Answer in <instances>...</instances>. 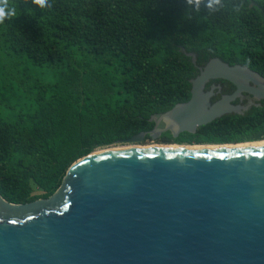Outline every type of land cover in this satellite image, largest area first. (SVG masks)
Here are the masks:
<instances>
[{
    "label": "trees",
    "instance_id": "1",
    "mask_svg": "<svg viewBox=\"0 0 264 264\" xmlns=\"http://www.w3.org/2000/svg\"><path fill=\"white\" fill-rule=\"evenodd\" d=\"M15 2L17 18L0 24V196L12 204L50 197L79 159L152 131L210 60L264 78V0H222L216 11L207 0L199 11L186 0ZM187 137L260 141L264 108Z\"/></svg>",
    "mask_w": 264,
    "mask_h": 264
},
{
    "label": "water",
    "instance_id": "2",
    "mask_svg": "<svg viewBox=\"0 0 264 264\" xmlns=\"http://www.w3.org/2000/svg\"><path fill=\"white\" fill-rule=\"evenodd\" d=\"M198 73L187 103L152 118V141L238 114L230 102L241 93L264 102V81L245 67L212 59ZM212 80L235 95L212 105ZM198 146L212 145L103 149L75 162L46 199L0 196V264H264V148Z\"/></svg>",
    "mask_w": 264,
    "mask_h": 264
},
{
    "label": "flooded vegetation",
    "instance_id": "3",
    "mask_svg": "<svg viewBox=\"0 0 264 264\" xmlns=\"http://www.w3.org/2000/svg\"><path fill=\"white\" fill-rule=\"evenodd\" d=\"M253 73L256 74L260 79H262L264 81V78L261 77L259 74L255 73V72H253ZM193 80H191V81H193ZM191 81H189V83ZM249 86L251 88L258 89L257 86H254L251 83L249 84ZM262 87H264V83H263V86ZM204 92H205V94H211L210 103L212 105H214V104L220 102L224 98H229V97H232L233 95H235V93H236V87L234 85H232L231 83L227 82V81H223V80H212V81H209L207 83ZM189 99H190V97H189ZM230 106L232 108H238L239 109V113L238 114H229V115H225V116H240V117H243L246 114H248L250 111H252L253 109L259 110V109L264 108V102L263 101H258L252 95H249V94H246V93H241L232 102H230ZM225 116H223V117H225ZM152 118L150 119V122H152L154 124V127H153L152 131H150L148 133H143V134H145L144 142L141 143V144H137L136 146L145 147V145H146L147 142H149V143H157L156 146H171V147L172 146L173 147L174 146H197L193 141L191 143H188L187 141H184V140L186 138H188L187 136H194V135H196L197 132H198V129H197L196 133L193 134V135L186 134V133H182V134H178L175 138L172 136V134L170 132H164V133H161L156 138L155 141H152L151 138H150V135L154 132V130L156 128V125L152 121ZM163 129H164V126L162 124H159L157 126V129L156 130H163ZM167 137H170L171 140H167ZM259 143H264V138L261 139L260 141H257V142L242 143V144H233V145H244V144L246 145V144H259ZM124 145H126V144H124ZM147 147H153V146H147ZM198 147H201V146H198ZM211 147H216V146H211ZM155 148H159V147H155Z\"/></svg>",
    "mask_w": 264,
    "mask_h": 264
},
{
    "label": "clouds",
    "instance_id": "4",
    "mask_svg": "<svg viewBox=\"0 0 264 264\" xmlns=\"http://www.w3.org/2000/svg\"><path fill=\"white\" fill-rule=\"evenodd\" d=\"M202 2L203 0H186L187 5L194 7L197 11L200 10ZM32 3L41 9L49 7L48 0H32ZM205 6L210 11L219 10V7H222V0H207ZM17 8L15 0H0V24H3L6 19L17 18Z\"/></svg>",
    "mask_w": 264,
    "mask_h": 264
},
{
    "label": "bare ground",
    "instance_id": "5",
    "mask_svg": "<svg viewBox=\"0 0 264 264\" xmlns=\"http://www.w3.org/2000/svg\"><path fill=\"white\" fill-rule=\"evenodd\" d=\"M156 147V146H153ZM152 148V147H150ZM159 148H177V147H159ZM195 148H264V143H259V144H244V145H236V146H216V147H211V146H203V147H195ZM104 152V151H98L94 154Z\"/></svg>",
    "mask_w": 264,
    "mask_h": 264
},
{
    "label": "rangeland",
    "instance_id": "6",
    "mask_svg": "<svg viewBox=\"0 0 264 264\" xmlns=\"http://www.w3.org/2000/svg\"><path fill=\"white\" fill-rule=\"evenodd\" d=\"M156 145H157V143H149V142H147L145 147H147V146H156ZM133 147L134 148H138L140 146L128 145V144H126V145H124V144H116V145H113V146L105 148V149L111 150V149H114V148H133ZM156 147H163V146H156ZM152 148H155V147H152ZM101 150H103V149H101ZM97 151H100V150H97ZM97 151H95V152H97ZM95 152H93L92 154H94ZM40 194H41V192H39L37 190H34V192L32 193L33 196H38ZM37 200H39V199H37Z\"/></svg>",
    "mask_w": 264,
    "mask_h": 264
}]
</instances>
